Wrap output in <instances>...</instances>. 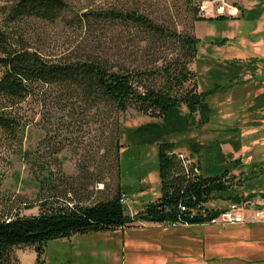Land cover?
Returning <instances> with one entry per match:
<instances>
[{"label":"rangeland","instance_id":"rangeland-1","mask_svg":"<svg viewBox=\"0 0 264 264\" xmlns=\"http://www.w3.org/2000/svg\"><path fill=\"white\" fill-rule=\"evenodd\" d=\"M186 1L153 0V17L168 27L176 24L179 32L201 40L196 58L188 65L192 76L184 88L203 92L212 88L219 63H225L223 59L216 60V54L224 57L227 51V58L251 56L250 39L256 42L261 38L252 34L260 19L249 16L251 13L247 11L245 17L227 20L224 24L194 21ZM207 2L210 8L205 16L200 10L202 0L197 2L198 17L230 19L234 17L230 12L240 15L235 10L238 4L232 0L227 1L229 6ZM103 3L124 8L127 0H79L76 8L92 10ZM3 6L0 2V26L5 17ZM74 18L75 15L67 12L54 25L33 21L9 31L23 37L33 50L54 62L92 56L113 71L150 74L173 65L171 62L178 57L173 42L156 39L148 42L147 33L130 23L100 21L89 33L87 29L75 28L70 22ZM235 31L238 40L231 37L228 41L229 33ZM220 38L229 43L227 47L216 45ZM2 73L0 69V77ZM236 78L240 81L242 76ZM252 86L261 96L264 83L260 81ZM82 102L64 87L36 84L29 98L13 108L23 126V140L22 145L9 139L0 145V218L39 215L40 206L46 201L89 206L115 197L120 189L130 196L132 202L126 205V210L134 217L161 196L159 144L163 141L174 143L172 152L182 153L194 161L205 177L229 170L230 189L217 194L208 208H226L235 197L242 201L264 200V162H249L246 153L240 159L234 146L230 148L232 154L228 148L222 153L216 149L219 145L215 142V137L222 142L241 141L236 138H241L246 131L261 133L255 137L264 139V127L245 130L243 124L226 121L217 128L213 114L211 122L202 125L197 113L195 124L188 131L167 135L154 144H143L136 130L148 123L160 122L158 119L135 106L122 112L103 105L91 109ZM208 103L213 107L212 98ZM261 109L264 110V104ZM180 110L183 114L189 113L186 106ZM238 112L239 108L234 120ZM256 119H261L257 126H264V113ZM255 148L264 153V144ZM251 225L264 227V223H255L171 228L138 222L116 231L51 240L45 246L41 264H264V254L258 256L254 250L258 245L264 247V229L231 238L237 228ZM13 256L15 264H38L37 251L32 246L15 249Z\"/></svg>","mask_w":264,"mask_h":264},{"label":"trees","instance_id":"trees-1","mask_svg":"<svg viewBox=\"0 0 264 264\" xmlns=\"http://www.w3.org/2000/svg\"><path fill=\"white\" fill-rule=\"evenodd\" d=\"M0 2L4 3L2 10L5 14L0 26V69L3 70L0 77V145L8 139L22 145L23 126L13 108L29 98L36 84L64 87L91 109L103 105L125 112L135 106L160 121L136 130L135 134L143 144H154L167 135L188 131L195 124L197 113L202 125L211 122L213 111L208 98L213 95L214 89L198 92L197 89L189 91L184 88L192 76L188 65L196 58L201 40L179 32L176 24L168 27L154 18L153 0H127L124 8L109 4L104 6L103 3L92 10L82 6L77 9L79 0ZM197 2L199 0L185 2L194 21L215 23L229 20L223 16L208 19L198 17ZM67 12L75 15L70 21L75 28L81 31L87 29L89 33L100 21L130 23L147 33L148 42H153V39L173 42L178 57L171 62L173 65L150 74L146 71L138 74L113 71L92 56L54 62L33 50L23 37L9 31L33 21L54 25L64 19ZM181 106H186L189 113L183 114ZM174 149V143L160 142L161 196L134 217L127 214L121 202L126 194L120 189L115 197L89 206H67L46 201L41 204L39 215L0 218V264H15L13 251L29 246L36 249L37 262L41 264L49 241L69 238L74 234L116 231L138 222L166 223L179 217L188 219L187 215L181 213L180 206L193 207L197 203H204L205 218L193 224L202 222L208 225L221 211L210 209L207 205L217 198V194L230 189L229 170L214 177H197L185 171L175 155H169ZM198 149L196 152H199ZM234 200L242 201L239 197Z\"/></svg>","mask_w":264,"mask_h":264},{"label":"crops","instance_id":"crops-1","mask_svg":"<svg viewBox=\"0 0 264 264\" xmlns=\"http://www.w3.org/2000/svg\"><path fill=\"white\" fill-rule=\"evenodd\" d=\"M232 2L238 4V8L236 7L235 10H238L240 15H234L233 13H230V15L234 17H230L229 20H239L240 18L245 17V12L249 11L251 13L248 14L249 16H252L254 19H260L258 21V25L253 29L252 34L260 35L261 38L256 42L254 39H250L251 45L248 49V52L251 54V56L227 58L228 56L226 55L228 52L226 51L224 53V57H221V54H216L214 57L216 60H225V63H219L220 67L214 72V82L212 84V88L208 89H214L213 95L209 97L213 99V107H211L213 111L212 114L214 116L215 123H217V128L226 121L234 123L235 125L243 124L242 127L245 130L255 127H264L257 126V124H259V120L261 119H256L257 117L262 116L264 113V110L261 109V104H264V90H262L260 93L261 96H258L259 94L256 90V87L252 86L254 83L259 84L260 81L261 83H264V0H246L245 2H243V0H232ZM210 23L224 24L226 22ZM235 34H237L236 31L230 32L229 36L227 37L229 39L228 41L231 40V37H234V40H238V37H236ZM228 44L229 43L223 38L218 39L216 43V45L221 48L227 47ZM229 54H233V52ZM237 76H242V79L238 81L236 78ZM238 108L239 115L234 120ZM251 110V114L247 115ZM217 128H215V130ZM256 135L260 136L261 133L255 134V132L246 131L241 138H236V140L241 141H235L233 143L222 142V139L215 137V142H218L219 145L216 146L215 143V146L216 149H220L222 153H224L228 148V152L231 154L232 152L230 148L231 146H234L236 147L235 150L240 159L242 158L243 154L246 153L248 154L247 159L249 162L253 161L262 163L264 162V153L258 151L255 146H262L264 144V139L255 137ZM244 147H247L245 151ZM249 162H247V165H249ZM243 227V229L237 228V233L232 234L233 236L230 237L241 238L242 236L251 234L254 232V230L264 229V227L260 228V226L255 227L253 225ZM254 250L257 252L256 255L263 256L264 247L258 245L256 248H254Z\"/></svg>","mask_w":264,"mask_h":264},{"label":"built area","instance_id":"built-area-1","mask_svg":"<svg viewBox=\"0 0 264 264\" xmlns=\"http://www.w3.org/2000/svg\"><path fill=\"white\" fill-rule=\"evenodd\" d=\"M215 3L225 4L224 6H229L227 3L228 0H208ZM207 0H202L201 12L203 15H207L209 13L208 9L210 8L207 5ZM211 4V3H209ZM207 5V6H206ZM212 12L214 10H211ZM232 13V12H230ZM170 156H178V161L181 163L185 171L190 172L192 175L197 177H201L202 171L200 166H198L194 161L186 159V157L180 153L175 154V152L169 153ZM121 202L125 205L131 203V199L128 195H123ZM205 204L197 203L193 207H185L180 206L181 213H184L189 218L184 219L179 217L176 221L166 222V223H158L160 225H166L171 228H188L193 225H202L201 223L193 224L194 222H200L201 219L205 218ZM168 211V210H167ZM220 214L211 219L208 222L209 225L220 226V227H231V226H240V225H250L255 223H264V200L259 199L258 201H240V202H232L226 208H220ZM193 222H190V221ZM204 225V224H203Z\"/></svg>","mask_w":264,"mask_h":264}]
</instances>
